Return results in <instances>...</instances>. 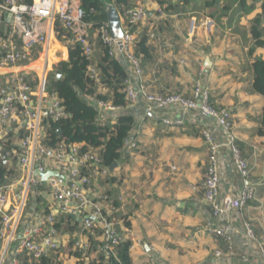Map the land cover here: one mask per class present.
Masks as SVG:
<instances>
[{"label": "built area", "instance_id": "2783aa9c", "mask_svg": "<svg viewBox=\"0 0 264 264\" xmlns=\"http://www.w3.org/2000/svg\"><path fill=\"white\" fill-rule=\"evenodd\" d=\"M120 10L123 36L114 39L109 23L96 25L87 20L81 0H0V166L18 173L17 178L0 185V264H6L8 254L13 264H20V254L35 263L44 257L53 264L62 263L57 257L69 247V241L57 230L61 219L70 220L72 226L80 222L72 247L78 262L121 264L119 247L130 239V230L119 232L113 218L118 208L106 190L112 172L103 161L105 140L100 146L65 138L53 143L50 123L70 118L48 69L56 42L68 51L82 49L89 62L87 75L98 92L103 85L94 56L102 45L111 56L126 61L129 77L121 92L128 104H143L146 114L161 116L169 127H184L185 122L202 125L201 136L209 155L201 185L210 214L206 229L226 242L231 252L234 249L230 217L254 199L252 189L237 197L221 194L225 151L230 152L243 179L250 178L252 172L237 145L234 114L214 108L201 82L195 84L190 96L152 92L145 84L144 57L138 54L137 46L144 31L148 41L160 40L157 25L151 24L142 7L123 6ZM204 25L209 30L215 26L211 18ZM86 99L97 108L100 126L114 128L118 124L119 117L109 121L108 115L121 112L120 107L99 99L98 94ZM174 111L182 119L176 120ZM130 145L131 149L138 147L136 141ZM40 198L48 200V207L37 213L32 205ZM248 237L257 243L250 227ZM16 243L17 248L12 249ZM214 256L211 264H227L223 251ZM149 264L162 263L150 259Z\"/></svg>", "mask_w": 264, "mask_h": 264}, {"label": "crops", "instance_id": "0c3cea01", "mask_svg": "<svg viewBox=\"0 0 264 264\" xmlns=\"http://www.w3.org/2000/svg\"><path fill=\"white\" fill-rule=\"evenodd\" d=\"M123 2L127 7L146 9L151 24L157 25L160 40L149 41L150 58L144 59L143 64L148 88L160 94L174 92L190 96L195 84L201 82L214 108L233 112L237 145L252 172L250 178L243 179L233 166L230 152L225 151L221 165L222 196L237 197L245 189L254 191V199L230 217L234 229L231 252L226 242L206 229L210 214L201 185L209 155L201 136L202 125L185 122L184 127H169L161 116L146 114L143 104L130 105L124 100V105H117L121 112L110 113L109 121L127 114L133 117L134 126L106 190L118 208L113 216L117 230H130L131 264H149L150 259L162 264H211L218 250L224 252L227 264H264V135L259 132L264 97L253 91L252 68L257 59L264 60V48L250 53L253 21L262 15L264 0H246L245 8L250 9L247 14L238 13L237 0ZM118 10L122 21V12ZM210 18L215 24L211 30L204 25ZM53 48L48 66L52 79L57 77L56 66L67 62L70 54L60 42ZM101 57L99 47L94 63L102 74ZM116 61L129 77L126 61L120 58ZM110 75L115 77L112 71ZM114 91L111 86L99 90L112 103L117 95ZM117 93H122L121 88ZM174 117L182 119L177 111ZM99 120L98 117V123ZM135 141L138 147L131 149L130 144ZM17 176V172H8L0 185ZM46 207V198L32 205L37 213ZM69 222L61 219L57 225L58 232L69 241V247L62 249L57 259L60 264H80L72 251L80 222L74 226ZM248 227L257 243L248 237ZM9 256L6 264H13L14 259Z\"/></svg>", "mask_w": 264, "mask_h": 264}, {"label": "trees", "instance_id": "16d2710c", "mask_svg": "<svg viewBox=\"0 0 264 264\" xmlns=\"http://www.w3.org/2000/svg\"><path fill=\"white\" fill-rule=\"evenodd\" d=\"M124 0H117L116 5L119 9L123 6L127 7ZM238 13L247 14L250 9L245 8L246 0H237ZM83 8L87 14V20L96 25L108 23L107 5L110 0H81ZM126 2V1H125ZM163 4L162 2H160ZM227 9V8H226ZM94 10L95 13H92ZM229 10V9H227ZM226 11V10H225ZM224 12V10H223ZM264 5L263 13L253 21L251 29L253 47L250 53H254L258 48H264ZM147 30V29H146ZM147 31L138 43V54L142 55L144 59L150 58V48ZM102 49V67L104 73L101 74L102 85L111 86L116 92L114 105H124V95L118 94L117 91L123 88L128 76L123 72L122 66L116 61V58L110 55L109 50L104 46ZM69 60L61 62L56 66L57 77L53 76L52 84L59 96L63 99L64 105L70 113L68 120L60 123H50V133L53 143L59 138H65L73 143H87L88 145L100 146L102 140H105V151L103 153V161L106 166L111 167L114 163L119 162L124 151L126 141L134 126V119L127 114L119 116L118 124L112 128L109 126L102 127L98 123V110L91 106L86 99L88 96L98 94V98L108 101L106 97L99 94L97 86L87 75L88 60L83 56L80 47L70 49ZM254 82L253 91L264 97V60L257 59L253 65ZM115 74V77L110 75V72ZM58 74L62 77L59 78ZM125 100V101H124ZM262 129L260 134L264 135V109L261 118ZM8 171L6 168L0 166V184L5 182V177ZM129 227V224H127ZM132 242L127 240L119 247V258L122 264H131L129 256ZM21 264H48V257L41 259L40 263L31 262L29 258L22 254L20 257ZM49 264H53L52 261ZM80 264H103L102 262H87L82 261ZM114 264H119L114 261Z\"/></svg>", "mask_w": 264, "mask_h": 264}, {"label": "water", "instance_id": "95a60500", "mask_svg": "<svg viewBox=\"0 0 264 264\" xmlns=\"http://www.w3.org/2000/svg\"><path fill=\"white\" fill-rule=\"evenodd\" d=\"M107 16H108V23L111 29L112 37L114 39H120L123 36L122 21H121L120 12L114 4L107 5ZM58 77L61 78L62 76L59 75ZM117 167H118V162L114 163L113 166L110 167V171L113 173L114 169ZM52 175L60 176L58 173H54Z\"/></svg>", "mask_w": 264, "mask_h": 264}]
</instances>
